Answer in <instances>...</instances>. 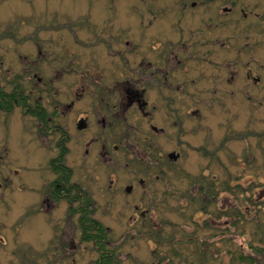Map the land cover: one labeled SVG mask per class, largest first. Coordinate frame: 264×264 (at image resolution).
I'll list each match as a JSON object with an SVG mask.
<instances>
[{"label":"rangeland","instance_id":"rangeland-1","mask_svg":"<svg viewBox=\"0 0 264 264\" xmlns=\"http://www.w3.org/2000/svg\"><path fill=\"white\" fill-rule=\"evenodd\" d=\"M53 2L0 0V89L9 93L19 83L30 105L45 107L58 128L42 135L36 118L19 106L0 109V264H93L99 257L92 241L80 240L72 202L60 199L48 211L40 203L55 178L48 159L60 154L58 142L66 149L65 128L72 133V151L68 158L67 149L63 154L64 165H71L73 181L93 201L94 219L105 226L114 249L112 264H264V0L163 2L167 20L155 19L161 22L158 37L181 40L172 26L177 20L185 26L187 46L172 44L174 52L159 66L162 91L174 98L177 114L162 100L152 119L140 113L130 119L137 141L158 161L159 152L163 160L166 153L180 155L163 172L125 150L110 153L107 162L99 142L91 143V155L81 153L99 134L106 145L114 142L115 127L103 128L106 106L93 89L121 85L123 77L97 48L99 65L83 77L60 69L65 48L57 49L55 30L41 28L55 26L54 12L60 11ZM184 3L185 13H175L176 4ZM137 7L143 10L141 3ZM62 8L69 9L66 2ZM129 15L124 10L131 28H147L148 18L138 25V16ZM82 51L69 50L80 72L89 65L81 63ZM69 88L81 93L74 115L97 118L86 131L74 132L65 122L62 99ZM149 92L154 103L157 94ZM149 124L164 129L153 133ZM117 128L122 132L124 125Z\"/></svg>","mask_w":264,"mask_h":264},{"label":"flooded vegetation","instance_id":"flooded-vegetation-1","mask_svg":"<svg viewBox=\"0 0 264 264\" xmlns=\"http://www.w3.org/2000/svg\"><path fill=\"white\" fill-rule=\"evenodd\" d=\"M64 2L67 3L69 9L65 10L62 8ZM163 2H168V0H55V2H53L57 3V6L53 7V10L56 9L60 11L59 13L54 12L55 26L49 25L42 26L41 28L42 30H55L57 49H61V47L65 48L64 54L62 55L63 61L62 57L59 58L60 63L58 64L60 69L69 71V75L67 74L68 76L83 77L84 74H88L91 66L94 67L99 65L100 54L94 52V48H97L104 53V56L108 60L113 62L114 67L117 63L118 68H115V73L123 77L121 85L116 84L105 88L96 85L93 89L94 94L103 99V104L106 106V108H103L105 109V111H103L105 116L101 119L103 128H107V125H114L115 127L113 130L114 133L110 137L114 142L111 144L107 143L106 145V141L100 140L101 134H99L97 138L91 140L89 146L81 152L83 156L87 157L91 155L90 145L94 141L95 143L99 142L98 153L101 151V157H105V159L107 157V162L112 159L110 153L116 156L122 153L121 150H125L139 161L147 159L148 164L154 162L155 166L160 168V172H163L165 165H171L180 158L178 153L174 155L166 153L167 156L163 160L164 155L159 152L157 156H160L162 163L160 160L158 161V158L150 154L147 147L143 145V142L139 143L137 141L135 137L136 132L131 128L135 126L131 125L130 122L131 118L137 116L135 113L142 114L147 121L149 118L152 119L154 115H157V106L162 103V100L166 102V108L169 112H172L174 115L177 114L174 105L171 106L174 98L165 95L162 91L161 84L166 82L160 80L159 66L163 61L162 57L168 54L169 50L174 52L172 51V44L178 45L180 42V44L176 46L177 48L179 46L182 48L187 46L186 41L183 39L185 26L184 23H181V20L175 21L172 26V30H174L172 34L180 37L181 40L172 41V39L168 37L163 40V37H158L157 24H161L162 21L166 24L167 20L165 18L167 10ZM138 3L142 4L143 10L141 12L138 10ZM80 4L81 6L78 8L77 6ZM152 4H154V6ZM176 5L175 13L177 12L179 15L185 13L184 11L189 7L185 3L181 4V6L178 4ZM190 5V7H195L196 3L191 2ZM124 10H127L131 17L138 16L136 17L137 20H135L138 21V25H145L144 20L148 18V22L146 23V25H148L147 28L143 29L134 24L135 28H133L134 26L131 28L128 24L130 22H125V19L128 18H123ZM225 10L226 9H223V11ZM229 10L227 12H229ZM157 16L162 18V20H160L161 22L156 23L155 19ZM130 21L134 22L133 20ZM169 30L171 31V27ZM71 47H78L81 51L84 50L82 52L84 53L85 59L81 63L89 65L85 67L83 72L75 68L79 63L77 59H74L71 53H69ZM160 56L162 60L157 58ZM164 78H166V75ZM41 80L42 77H39L38 81L41 82ZM165 80L166 79H164V81ZM151 89L157 94V99H155L154 103L151 102L148 97L149 93H151L149 92ZM0 93L6 94L4 96L2 94V96L0 95L1 110L9 112L12 107L19 106L25 114L36 118L42 135L52 134L54 130H58L56 127L53 128V118L51 114H48L45 107L41 106L38 102H33V104L30 105V97L19 87V83H15L14 88L9 93L2 89H0ZM80 95L81 93L77 92V90L72 91V88H69V90L64 93L66 98L62 99V106L64 108L63 115L66 114V119L68 121L64 120L66 124L73 125L74 132L75 130L78 132L86 131L89 124H94L97 119H95V117L93 119V116L88 114L89 112H85L84 114L79 113L78 117L74 115L78 112L77 103L79 102L78 97H80ZM176 98L179 99V96ZM10 101V104L3 103ZM186 108L189 109L188 106ZM186 112L189 113V116H192L195 111L192 110L190 113L188 110ZM177 123L178 133H180L182 126L179 120H177ZM120 124L124 125V130L122 132H117V127ZM161 126V124L160 126L158 125V127L149 124L150 131L153 133H157V130L160 131L164 129V127ZM70 134H72L71 131L65 128L67 158L68 155H70V151H72L70 148V143L72 141ZM144 135L145 137L150 136L148 133H144ZM146 142L149 141L146 139ZM182 143L184 144L183 141L180 142L177 140L178 146H182ZM57 144L58 146L61 145L60 147L64 149L63 142H58ZM185 144L190 146L188 143ZM109 147L111 149H109ZM190 148L200 151L199 147L193 146ZM66 149L62 151L63 154ZM131 150L132 152H130ZM204 153L207 155L212 154L206 151H204ZM127 156H129V154ZM55 158L48 159L49 168L54 173L55 178L50 181L46 193L43 194L44 197L40 199L42 209L46 207V211H48L54 208L60 199L71 198V200L67 201L72 202V213L76 215V217L73 216V218L77 220L80 228V240L84 242L92 241V244L99 254V257L93 264H112L115 257L114 249H110L105 226L94 219L92 212L93 201L89 198L88 192L82 189L80 183L73 181V170L71 169V165L67 166L69 170L68 185L61 188V183L58 181V171L55 167ZM62 158L61 160L63 162L64 160ZM112 183L114 184V181L110 179L109 186ZM127 187L130 189L127 191L132 192L133 185L131 184ZM211 196L214 198L213 193ZM202 209L204 210V208ZM101 226L103 230L99 231ZM94 234L97 235L95 239ZM102 242L106 243V245H103ZM108 259H112L113 261L108 262Z\"/></svg>","mask_w":264,"mask_h":264},{"label":"trees","instance_id":"trees-1","mask_svg":"<svg viewBox=\"0 0 264 264\" xmlns=\"http://www.w3.org/2000/svg\"><path fill=\"white\" fill-rule=\"evenodd\" d=\"M6 95L5 93H0V95ZM1 95V96H2ZM2 100H4V99H2ZM3 103H5V104H10L11 103V101L10 102H3ZM61 142V141H60ZM61 144V143H60ZM61 146V145H60ZM61 149V152H60V154L55 158V164H56V168H57V171H59V174H58V181L61 183L60 184V186H62L61 188H63L64 186H67L68 185V179H69V170H68V168H67V166L65 167L64 166V164H63V162H62V160H61V158H62V156H63V150L64 149H62V148H60ZM54 164V165H55ZM66 200H71V198H66ZM101 230H103V227L101 226L100 227V229H99V231H101ZM95 238H97V235L96 234H94V239ZM102 244L103 245H106V243H104V242H102ZM109 261L108 262H112L113 260L112 259H108Z\"/></svg>","mask_w":264,"mask_h":264}]
</instances>
